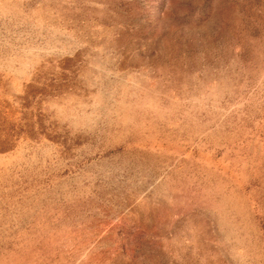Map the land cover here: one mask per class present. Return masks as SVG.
<instances>
[{
    "label": "rangeland",
    "instance_id": "rangeland-1",
    "mask_svg": "<svg viewBox=\"0 0 264 264\" xmlns=\"http://www.w3.org/2000/svg\"><path fill=\"white\" fill-rule=\"evenodd\" d=\"M0 264H264V0H0Z\"/></svg>",
    "mask_w": 264,
    "mask_h": 264
},
{
    "label": "bare ground",
    "instance_id": "bare-ground-1",
    "mask_svg": "<svg viewBox=\"0 0 264 264\" xmlns=\"http://www.w3.org/2000/svg\"><path fill=\"white\" fill-rule=\"evenodd\" d=\"M130 129V128H129ZM165 133V132H164ZM131 138V137H130ZM128 140V139H127ZM148 159V158H147ZM150 159V158H149ZM158 160V159H157Z\"/></svg>",
    "mask_w": 264,
    "mask_h": 264
}]
</instances>
